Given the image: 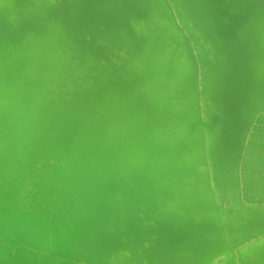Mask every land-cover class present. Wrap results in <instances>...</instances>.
<instances>
[{
    "label": "water",
    "instance_id": "95a60500",
    "mask_svg": "<svg viewBox=\"0 0 264 264\" xmlns=\"http://www.w3.org/2000/svg\"><path fill=\"white\" fill-rule=\"evenodd\" d=\"M78 1L80 0H0V57L1 53L6 52L7 43L15 44L18 48L16 56L13 54L11 56L15 58L17 65L4 57L0 61V121H7L9 117L10 122V115L16 113L17 109L38 119L46 125L49 135L61 140L60 143L50 145V140L43 139L37 149L39 152H44L50 147L52 153H55L54 161L42 155L38 156L37 163L30 167L31 144L22 150L19 157L12 158L7 165L1 164L0 195L9 196L12 193L13 208L9 211L10 214L0 212L4 215L0 217V234L5 236H0V258L4 261L3 263L0 259V264H85L87 261L103 264L101 260L108 264H144L140 252L149 260L150 252L162 251L160 254H163L169 252L163 250L171 248L172 251H181L191 246H193L192 252L204 249L201 254L203 256L204 252L213 246L212 244L205 248L211 241L203 239L195 242L194 238L188 239L184 232L185 224L177 222V225H174L175 221L171 220L172 217L164 215L167 211L162 210L156 203L159 198L160 200L176 198V201L182 204L176 203L175 208L192 209V203L183 199L185 195L182 192L186 190L178 188L180 192L175 193L172 189L177 179H180L182 184L188 182V186L192 183L197 184L200 179L199 175L192 171L194 169L187 170L185 179L177 176V171L182 169L181 136L168 128L166 108L148 103L153 110L149 112L148 120L150 119L151 124L148 127V123L144 125L143 118L138 121L141 119V114L137 109L126 113L125 109L110 107L109 111H101L102 113L98 114V105L94 106V103H91L89 107L76 108L77 106L69 102V97L62 96L58 90L66 89L70 95L79 94L82 91L76 89V85L84 88L98 82L96 78L92 79V73L94 75L105 69L106 74L112 79L115 75L109 70L121 72L120 69L128 76L124 83L126 89L134 93L135 96L132 97L140 103L146 104L150 100H163L162 102L171 104L187 103V100H190L187 94L191 88L193 90L195 88L193 77L197 80V90L202 88L199 82L204 78L205 73L213 77L212 70L215 64L222 65L224 58L227 57L223 53L225 47H230V54L233 50L232 43L237 38L234 34L238 31L242 34L247 32L246 26L250 25L248 23L250 17H246V13L256 9L258 0H209L214 9L212 14L206 12V8L203 11L196 10L197 15L201 13L203 17L191 15L174 0H99L82 7L77 6ZM190 1L197 5L198 0ZM69 3H76L80 10L64 11V6ZM212 20L220 26L222 33H219L220 30L215 27ZM113 28H115L114 33L111 32ZM83 32L87 34L86 37L81 36ZM241 49L243 50V47ZM260 49L258 47V50H245L251 55L247 61L249 67L243 66L239 74H252L251 65L255 63L254 56L259 57L257 51ZM189 52H192V57H188ZM235 54L233 51L231 59ZM203 57L207 59L204 72ZM44 58H46L45 62H48L44 65L45 77L39 79V70ZM192 59L195 60L194 64L191 63ZM262 59L264 60V57ZM231 61L232 66L222 67L226 74L236 73L237 67L233 66ZM190 63L193 70L187 66L185 71L180 73L175 71L180 65ZM253 76L257 78L258 88L254 87L251 94L236 102L237 107L239 105L244 111L242 117L244 126L242 124L240 128V138L247 125L242 142V157L233 159L231 164L217 165L216 171L214 169L209 171L213 203L218 204V207H214L219 210L244 206L253 208L264 204V198L259 195L261 192L264 193V189L258 186L260 181L250 183L251 177L254 176L264 179V164H260L261 166L256 164L264 163V69L263 74L256 70ZM2 81L5 82L4 86ZM140 91L145 96L139 95ZM231 91L233 90L229 88L222 94L218 91L213 92L210 99H206L205 95L198 96L202 97V100L199 99L198 103L199 117L196 126L204 143V151H207L208 138L210 139L208 130L216 119V113L208 112L206 107L210 103L226 106ZM193 95L192 92V100ZM64 98L66 100H60ZM92 106L95 107L94 110ZM92 116H95V120L99 119L96 120L99 127L93 123ZM132 116L135 118L129 119ZM122 117L125 122H131H127L125 126L120 124L119 118ZM10 124L14 126L13 122ZM90 126L97 127L96 133L86 131L91 128ZM102 130L106 132L105 142L110 145L107 144L109 158L111 155L115 157L113 163L120 193H114L110 201L109 209L114 213H111L110 225L101 220L97 221V224L90 222L95 217L93 213H97L98 208L103 209L95 203L85 204L87 208L82 210V214L69 213L66 211L69 205L64 209L59 207L58 210L54 207V203L60 201L58 195L55 196L54 193L46 195L40 191L37 193V188L45 184L47 188L55 189L57 192L60 186L57 182L59 178L64 188V182L68 179L63 170L66 166L73 168L72 170L77 173L76 177L69 178L73 185H77V191L82 194L86 189L90 190L86 184H81V178L89 174V169L96 171L92 160L99 155V150L95 148L94 154H88L89 157L82 160L71 159V154L80 153L81 149H85V145L89 147L93 142L90 139L94 140L97 133ZM111 132L117 138V142L113 140ZM66 136L71 138L67 139ZM101 144L104 145L103 141ZM137 144H140L144 150L140 149L141 160L134 165L132 146ZM152 146L161 148L163 156L161 154L157 158L154 156V162L160 171L168 174V179L165 177L158 179L156 173L149 171ZM90 149L94 151L93 148ZM62 154L64 158H61ZM7 155L9 149L6 150L5 156ZM210 162L208 158L207 163ZM90 177L92 183L98 185V191L101 193L105 188L109 191V184L105 186L107 181L114 183L108 176L106 181L97 173L90 174ZM166 183L170 184L172 189L168 188ZM69 194L66 203L76 204L77 196ZM124 194L133 196L134 199L131 200V204L127 203L121 207ZM200 194L202 203H199L198 208H211L212 202H209L203 193ZM103 195L102 197L105 198L106 194ZM35 196L53 201L49 204L51 217L50 225H47L48 229L53 231L52 244L46 240L39 219L27 215L23 223L19 221L24 217V213L33 211L34 202L36 205L39 204ZM148 196L153 200L147 201ZM82 202L83 200L79 205ZM139 202L144 204L143 211L152 213L151 208H148L149 203L155 206L154 209L158 208L155 209V215L146 226L147 242L150 244L154 241V243L146 244V249L143 248V251L138 250L135 241L145 235L141 233L138 236L134 235L126 219L130 217L129 213L141 215L142 212L138 211V207L142 205H139ZM171 203L174 206L175 202ZM100 205L104 206L103 202ZM18 211L19 213L22 211V214L16 213ZM13 217L15 222L11 220ZM63 221L65 224L67 222L64 227ZM139 226L143 227L141 223ZM134 228L138 229V227ZM119 229L126 230L125 234L119 232ZM247 234V228L233 231L231 245L238 248V244L247 237ZM107 244L112 245L103 249ZM140 246L142 248L143 242ZM102 250H105L104 253ZM40 251L45 253L38 254ZM109 251L112 254L106 256ZM172 254L176 256V253L172 252ZM238 254L240 258H237L236 254L232 262L245 264L247 259L241 251H238ZM159 259L156 264H173L168 262L170 260ZM199 262L201 259L197 263Z\"/></svg>",
    "mask_w": 264,
    "mask_h": 264
},
{
    "label": "bare ground",
    "instance_id": "6f19581e",
    "mask_svg": "<svg viewBox=\"0 0 264 264\" xmlns=\"http://www.w3.org/2000/svg\"><path fill=\"white\" fill-rule=\"evenodd\" d=\"M59 1V0H58ZM99 0H80L77 3L78 7H82L85 4L91 5L93 2H97ZM109 1V0H106ZM176 3H178V6H181L183 10L187 9L188 12L191 15H197L196 10H201L206 8V12L209 14H212V10L214 11L212 4L209 0H198L197 5L192 3V1L189 2V0H174ZM61 3V2H57ZM76 3H69L64 6V11H77L80 10L76 6ZM85 5V6H86ZM257 6V7H256ZM256 9L253 12H247L246 17H250L248 19V23L250 24L249 27L246 26L248 29L246 33H240L239 31L236 32L234 35L235 40L232 43L233 50L230 54V47H225L223 53L227 56L224 58V62L221 65V63H216L214 66L213 71V77L210 75H206L204 78L199 82L201 84V89L197 90V80L195 77H193V87L194 90L191 88L189 93L187 94V97L190 96V100H187V103H177V104H171V103H165L155 100H150L149 102L140 103L135 98H133L135 95L132 94L131 91H128L124 85L127 80L128 76L126 73H122V70L119 69L121 72H113V70H109V72H112L115 76H112L113 78H109V76L106 74V70L103 69L101 72H97L93 75L92 73V79L95 78L98 80L96 84H90L87 87H81L80 85H76V89L82 91L79 92V94H73L70 95L69 92L64 89L60 91L62 96H68L69 102L77 106L76 108H85L91 106V103H94L93 105H98L99 108H97L98 114H101V111H109L110 107H118L121 109H125V112L131 113L134 109L138 110L141 114V119L138 121L144 119V125L146 126V123H148V127L151 124V121L148 120L150 118L149 112H152V108L148 105L149 104H155L158 107L166 108L167 112L165 111V115L168 118V128L171 132L180 134L181 141L180 140V161H181V170L177 171V176L179 178L185 179L187 177V170L188 169H194L193 172H196L200 179L197 184H190L188 186V182L186 184H182L180 179H177L174 183V188L172 189L170 184H167L168 188H171L172 191L175 193L180 192L178 188H184L182 193L185 195L183 199L187 202H191L192 209L184 207L183 209H177L175 208L176 203H180L179 201H176V198L168 199V198H159V200L156 201L157 206H160V208L167 212H164V215L168 216L170 215L172 217L171 220L175 221L174 225H177V222H182V224H185L184 232L187 234L188 239L194 238L195 242L202 241L203 239H207L208 244L205 246V248L208 245L213 246L211 248H208L203 256H201L203 250H199V252H192L193 246L189 247L186 250L181 251H172V249H167L163 251H169L163 254H160L162 251H156L154 253L150 252L148 253L150 255V259L147 260L146 256H143V254L140 252L139 255H141V261L144 264H156L158 263L159 258H164L166 260H170L168 262H173L177 264H195L200 259L201 262L197 264H234L232 261L233 256L237 254L238 257V251H241V253L244 255V257L247 259L245 264H264V204H260L261 206L249 208V206H244L240 208H229L224 210H219L215 208L214 206L218 207V204L214 205L213 203V192L212 188L209 184V177L210 170H215L217 168V165H225V164H231L233 159L236 158L239 159L242 157V142L244 140V135L246 131V127L243 129V135L240 138V128L243 124V113L244 111L241 109V107L236 105V102L249 94H251V91L254 90L257 86V78L253 76L254 73H256V70L260 71L263 74L264 69V60L262 59L264 57V0H258L256 4ZM204 7V8H202ZM151 8V7H150ZM17 10V9H16ZM199 17H203L201 13H198ZM245 16V15H244ZM215 27L220 30V26H217L216 22H214ZM100 23V22H98ZM207 23V22H206ZM101 24V23H100ZM208 24V23H207ZM112 33L115 32V28L111 30ZM217 32V30H216ZM204 33V32H202ZM219 33H222L220 30ZM86 33H81L82 37H86ZM263 42V44H261ZM52 45V44H51ZM243 45V46H242ZM243 47V50L241 49ZM258 47L261 48L258 52L259 57L254 56L255 63L253 62L251 65L252 74H239V70L241 71V68L243 66L249 67V64H247V61L250 59V54L247 53L246 49H256L258 50ZM245 48V49H244ZM99 52H101L100 49H98ZM233 51H235V55L232 57ZM16 52H18V48L15 44H9L7 43V48L5 53H1L0 61L2 58L9 59V61L17 65V61L14 57H11L12 54L16 56ZM95 52V49H94ZM18 56V55H17ZM261 56V57H260ZM48 58L47 56H45ZM192 57V52H189V56ZM46 58H44L41 62V66L39 70V79H42L45 77V70L44 65H47L48 62L46 61ZM174 59V58H173ZM196 59V58H195ZM206 58H202V64H203V72L205 70V62ZM230 60L233 61V66H236V73H229L226 74L224 69L222 67L229 66ZM231 61V62H232ZM182 63V62H181ZM189 63V62H186ZM191 63L194 64L195 60H191ZM182 64L179 66V69L175 70L176 72L185 71L187 66L194 69L192 67V64ZM210 65L208 64V67ZM232 66V65H231ZM213 78V81H211ZM45 80V79H44ZM51 80L49 79V82ZM46 82V81H45ZM5 85V82L2 81V86ZM47 86V85H46ZM48 87V86H47ZM255 87V88H254ZM231 88L233 91H231L229 96V102L227 105H217L216 103H210L207 105L206 110L208 112H215V122L213 126L208 130V134L210 136V139L208 138L209 144L207 145V151H204V143H202V137L200 136L199 128L196 126L197 118L199 117V108L198 103L199 99L202 100V97H198L200 94L205 95L206 99H210L213 92L222 94L225 91H228V89ZM192 92L193 100H192ZM139 95L145 96L141 91L138 92ZM217 93V94H218ZM1 95V94H0ZM133 95V97H132ZM234 95V96H233ZM186 98V97H185ZM60 100H66L60 99ZM114 102V103H112ZM110 106H108V104ZM26 105L25 103H23ZM92 106V107H94ZM186 107V108H185ZM107 108V109H106ZM87 109V108H86ZM95 107L93 108V110ZM105 109V110H104ZM10 114V111H9ZM23 116H22V115ZM28 115V116H26ZM129 115H127L128 117ZM11 120L10 122L6 120L0 121V167L2 165H7L12 158L19 157L22 150L32 144L31 149L29 150L31 154V166L35 165L38 161V156H47L50 157L53 161L55 160V153H52L53 151L50 149V147L47 148L44 152H39L38 147L43 142V139H46L47 141L50 140V145H55L56 143H60L61 140H58L54 138V136L49 135V130L46 127V125L42 124L38 119H35L31 117L28 113H22L21 111L16 109V113L10 115ZM125 117V116H124ZM119 118V122L122 125H126V123L131 121L123 120V118ZM92 121L97 127H99V124L96 120H99L95 116H92ZM135 118V116L129 117ZM242 120V121H241ZM14 124L12 126L10 123ZM150 122V123H149ZM100 123V122H99ZM102 125V123H100ZM128 126V125H127ZM244 126V124H243ZM90 129H86L88 132H95L97 130V127L90 126ZM89 128V127H88ZM112 136H113V132ZM98 135L95 137V139H90V141H93L92 144L88 147L85 145V149H81L80 153L77 152L75 154H71V159L77 158L78 160H82L84 158L89 157L88 154H94L95 148L98 151V156L95 157V159L92 160V165L95 168V170L89 169V174L85 175L81 178V184L84 183L90 190H85L86 192H83L82 194L79 193L76 189L77 185H73L69 178L76 177V171L72 170L73 168L66 166L63 168L64 174L67 175V181L64 182V188L61 186L60 178L57 182L60 185L57 192L55 189L47 188V185L45 184L43 187L37 188L40 193L46 195H51V193L56 194L55 196H59V202L54 203V207L59 209V207L62 209L65 208V206L69 205L70 207H66V211L69 213H75V214H82V210L87 208V206H84L85 204H90V202L99 205L103 209H97V213L94 214L93 220L90 222L97 224V221H102L109 223V219H111V212L109 207L110 201L112 200V197L114 193H119V185L117 184V175H115L114 170V163L113 155L109 158L108 153V142H105L104 135L106 132L104 130L97 133ZM67 139L71 138L70 136H66ZM98 140V143H97ZM113 140L117 142V138L113 136ZM104 143L102 145L101 143ZM108 144V145H107ZM44 145L46 143L44 142ZM110 146V145H109ZM134 147V148H133ZM93 148L94 151H92ZM132 157L134 156V165L138 164V160H141L139 153L141 150H144L140 144H137L136 146H132ZM9 149V155L5 156L6 150ZM87 149V150H86ZM152 149V155L149 157L151 158L149 162V171L152 173H156L158 175V179H161L160 177H165L168 179V174H165L164 172L160 171L157 165L155 164L154 156L157 158L159 154L162 155V151L160 146L151 147ZM91 156V155H90ZM163 156V155H162ZM29 157V158H30ZM61 158H64V154L61 155ZM210 158V163H207V159ZM264 159V157H263ZM255 162V161H254ZM26 163V162H25ZM63 163V161H62ZM256 163V162H255ZM258 166L263 165L264 163H256ZM261 164V165H260ZM134 168V167H131ZM198 168V170H196ZM69 169V170H66ZM216 171V170H215ZM101 172V173H100ZM97 173L99 177H102L104 180H106V176H108L114 183H108L106 182L105 186L109 184V191L105 188V190L101 193L98 191L97 184L92 183V178L90 177V174ZM100 173V174H99ZM216 173V172H215ZM49 175V173L47 174ZM52 175V174H51ZM106 175V176H105ZM260 181V184L258 181ZM256 181L258 183V186L264 189V179H258L254 177H251V182ZM41 182V181H40ZM120 182V181H119ZM39 183V182H38ZM66 183V184H65ZM249 183V184H250ZM93 184V187H92ZM74 186V187H73ZM36 191V189H35ZM1 192V191H0ZM2 192H5L2 190ZM9 192V191H8ZM10 193V192H9ZM69 193H72V195L77 196L76 204L73 203H66L68 200L67 198L70 196ZM85 193V194H84ZM103 193L106 194L105 198L102 197ZM203 193V196L209 201L212 202L211 208H198L199 203H202L200 201L201 194ZM165 194V193H164ZM163 195V194H162ZM182 195V194H181ZM259 195L264 198V193H259ZM104 196V195H103ZM151 196V195H150ZM36 197V196H35ZM93 197V198H92ZM130 197V200H129ZM37 198V197H36ZM122 203L120 204L121 207H123L125 204L129 203L131 204V200L134 199L133 196H129L128 194L123 195ZM143 198V197H142ZM147 201L153 200L151 197H147ZM178 198V197H177ZM37 203H33V211H28L27 214L24 213V217L20 218L19 221L23 223V219L28 217L27 215H33L35 219H39L41 222V225L43 227L46 240L49 241V243H53V234L52 230L50 231L47 227V225H50V217H51V208L49 207V204L52 203V200H45L44 197L37 198ZM0 212L4 211L7 212V214H10L9 211H12V193H10L9 196L7 195H0ZM83 200L82 204L79 205V203ZM17 201V200H16ZM144 201H146L144 199ZM175 202L174 206L171 202ZM103 202V205H100V203ZM32 204V203H31ZM74 206H73V205ZM139 205H142L141 207H138V211H141V215H131L128 216L126 219L129 222V227L132 229L134 235H139L141 233L145 236L140 238V240L135 241V244H138V250L143 251V248L146 249L147 242V224L148 221L155 215L157 207L154 209L155 206H153L151 203L148 206L151 212L143 211L142 207H144V204L142 202L138 203ZM172 205V206H171ZM174 207V208H173ZM44 209L43 211L41 209ZM90 208H94V206H90ZM159 208V209H160ZM57 209V210H58ZM60 209V210H61ZM75 210V212H73ZM106 210V212H105ZM89 211V210H88ZM91 211V209H90ZM155 211V212H154ZM171 211V212H170ZM14 212V211H13ZM12 212V213H13ZM154 212V213H153ZM16 213H19L16 212ZM150 213L152 215H150ZM19 214H22V211H20ZM26 214V215H25ZM114 214V213H113ZM121 215V214H120ZM122 216V215H121ZM174 216V217H173ZM0 217H4V215L0 214ZM20 217V216H19ZM118 217V215H116ZM12 221H16L15 217L11 219ZM145 222H143V221ZM152 220V219H151ZM7 221H10L7 219ZM142 224L143 227H140L139 224ZM224 223H226L224 225ZM67 225V222L63 221V227ZM110 225V223H109ZM111 226L116 227V225L111 224ZM184 226V225H183ZM134 227H138V229H135ZM249 227V228H248ZM245 229L247 228V237L238 245V248H235L236 246L231 245V235L232 232L237 229ZM49 230V231H48ZM260 230H262L260 232ZM119 232L125 234L126 230L119 229ZM260 232V233H259ZM259 233V234H258ZM258 234V235H257ZM0 236H4L0 234ZM109 236V234L107 235ZM116 236V235H115ZM5 237V236H4ZM155 237V234H154ZM153 238V237H152ZM213 239V240H211ZM132 239H130L131 241ZM143 242V246L141 248L140 244ZM120 242H116V244ZM154 241H151L150 244L152 245ZM112 244H107L105 248L111 246ZM252 245V246H251ZM253 245H258L257 247H254ZM176 249V246H174ZM105 251V250H104ZM102 250V253H104ZM45 251H40L38 254H44ZM173 253H176L174 256ZM1 253V251H0ZM197 253V254H195ZM54 254V253H53ZM112 254L111 251H109L106 256H110ZM152 254V255H151ZM138 255V259H139ZM201 256V258H200ZM136 259V257L134 256ZM179 258V259H178ZM1 259V258H0ZM133 259V258H132ZM188 259V260H187ZM2 260V259H1ZM103 264H108V262H105L101 260ZM182 261V262H179ZM185 261V262H184ZM4 263V261L2 260ZM85 264H95V263H89L88 261Z\"/></svg>",
    "mask_w": 264,
    "mask_h": 264
}]
</instances>
